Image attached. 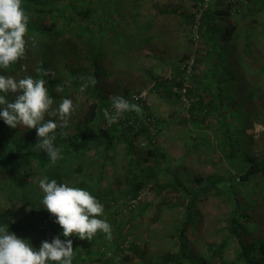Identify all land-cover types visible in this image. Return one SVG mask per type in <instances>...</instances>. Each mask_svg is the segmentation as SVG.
Segmentation results:
<instances>
[{"label":"trees","instance_id":"trees-1","mask_svg":"<svg viewBox=\"0 0 264 264\" xmlns=\"http://www.w3.org/2000/svg\"><path fill=\"white\" fill-rule=\"evenodd\" d=\"M139 1L22 0L30 16L25 57L0 69V74L43 78L54 108L69 98L76 110L68 126L55 131L54 144L62 150L55 163L35 148V129L11 128L0 119V226H8L37 249L58 235L65 239L41 203L39 180L47 176L89 191L104 205L99 218L111 225V239L99 232L91 241L70 237L73 264H264V236L255 221L262 203L255 196L258 181L264 179V154L247 151L244 112L219 83L213 71L217 66L209 59L219 56L223 50L217 54L214 47L227 42L235 30L218 24L228 17L231 3L223 10L225 0H213L198 20L195 11L187 16L198 38L213 47L206 51L202 68L197 57L184 93L185 64L168 78L151 79L149 90L170 106H186L187 116L171 115L173 123L187 131L179 138L186 144L183 158L208 147L230 167L228 176L203 177L182 162L174 163L166 144H155V133L170 127L143 114L147 108L142 106L141 114L127 112L111 125L104 118V110H112L105 83L116 78L112 63L119 58L110 50L111 43L122 39L125 51L134 52L119 23ZM251 1L256 0L245 5ZM202 2L196 0L195 7ZM148 27L139 24L134 29L133 44L149 41ZM81 76L95 77L98 83L81 92ZM132 93L123 91L122 96L127 99ZM140 142L142 146H136ZM144 190H150L152 197L141 202ZM212 204L224 211L221 226L209 230L213 240L207 241L200 225L203 210ZM154 223L158 225L152 228Z\"/></svg>","mask_w":264,"mask_h":264},{"label":"rangeland","instance_id":"rangeland-1","mask_svg":"<svg viewBox=\"0 0 264 264\" xmlns=\"http://www.w3.org/2000/svg\"><path fill=\"white\" fill-rule=\"evenodd\" d=\"M204 3L206 7H210L213 5V0H204ZM226 3L222 1L220 5L223 10L227 6ZM195 4L196 0H140L133 6L119 24L126 34V45L134 52L130 54L125 51L122 39L118 44L110 42V50L119 54V58L112 63L118 76L108 78L105 89L110 97L123 95V91L132 93L146 89L148 92L146 99L139 102L141 108L148 109V111L144 110L143 114L149 113L154 119H158V122H163L162 127L166 124L170 127L161 133H155L153 138L155 144L157 146L166 144L167 154L173 162H182L190 172L198 173L203 177L212 175L225 177L228 176L229 165L218 152H212L208 147L207 149L201 147V151L196 150L183 158L181 152L185 150L186 144L179 141V138L185 136L187 131L180 125H175L171 115L178 114L181 118L187 116L186 106L180 104L170 106L149 91L152 85L151 79L168 78L174 68L186 64L191 59L195 64L197 57L201 58L200 67H203L205 53L210 51L209 48L213 45L208 46L198 38L196 29L186 21L187 16L197 8ZM229 9L228 17H224L218 24L221 28L234 26L235 30L227 42L220 41L214 47L217 54L223 50L219 52V56L214 59L209 56V59L212 60L211 64L215 62L217 66L213 71L219 83L224 84L244 112L246 117L244 128L249 137L246 140L247 151L263 155L264 127L256 132L254 125L264 126V0H256L255 3L251 1L247 5H244L242 0H234L229 5ZM139 24H148L150 39L142 44L138 39L140 42L135 45L132 35ZM246 42L249 43L248 46H245ZM245 53H248V56ZM203 70L207 71L205 66ZM232 76L234 80H231ZM136 146H142V142ZM256 191L255 199L262 203L256 210L255 221L261 224L259 229L264 236V179L258 181ZM151 197V191L144 190L140 200L146 202ZM222 211L224 210L216 208V204L208 205L203 210L204 218L200 232L207 241L213 240L209 230L221 226ZM164 218L168 222L169 217ZM157 225L154 223L151 227Z\"/></svg>","mask_w":264,"mask_h":264},{"label":"clouds","instance_id":"clouds-1","mask_svg":"<svg viewBox=\"0 0 264 264\" xmlns=\"http://www.w3.org/2000/svg\"><path fill=\"white\" fill-rule=\"evenodd\" d=\"M29 21L22 0H0V69H7L25 57ZM80 80L81 92L98 83L92 76H81ZM46 83L45 79L30 75L16 79L0 74V119L11 128L35 129V148L46 152L55 163L62 151L54 144L55 131L68 126L76 106L72 99L63 98L54 108ZM111 109L103 113L109 125L117 123L127 112L142 113L140 105L122 95L111 97ZM262 127L254 125V130L259 132ZM39 188L43 193V208L55 217L65 239L61 240L58 235L51 242L43 241L37 249L29 240L10 232L8 226H0V264H73L74 249L70 239L73 235L91 241L99 232L111 239V225L99 218L104 213V205L89 191L49 180L47 176L39 180Z\"/></svg>","mask_w":264,"mask_h":264},{"label":"built area","instance_id":"built-area-1","mask_svg":"<svg viewBox=\"0 0 264 264\" xmlns=\"http://www.w3.org/2000/svg\"><path fill=\"white\" fill-rule=\"evenodd\" d=\"M248 0H242V3L245 5L247 3ZM225 2H229V3H233L234 0H225ZM206 8L204 0L201 4H198L197 8L195 9V20H198L202 11ZM193 65V60H189L186 64H185V79L183 82V87H182V93H184V91L186 90V88H188L190 85L189 83V75L191 73V67ZM146 95L147 92L146 90H140L136 93L130 94V96L127 98L128 100L131 101H144L146 99ZM182 100H186V98L184 97V95L181 96ZM188 100H186L185 102L187 103Z\"/></svg>","mask_w":264,"mask_h":264}]
</instances>
